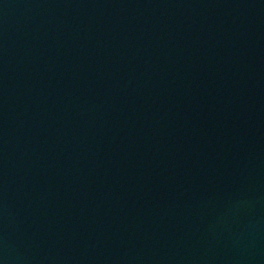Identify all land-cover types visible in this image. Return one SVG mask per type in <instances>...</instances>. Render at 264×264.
Instances as JSON below:
<instances>
[{
    "label": "water",
    "instance_id": "obj_1",
    "mask_svg": "<svg viewBox=\"0 0 264 264\" xmlns=\"http://www.w3.org/2000/svg\"><path fill=\"white\" fill-rule=\"evenodd\" d=\"M0 264H264V0H0Z\"/></svg>",
    "mask_w": 264,
    "mask_h": 264
}]
</instances>
